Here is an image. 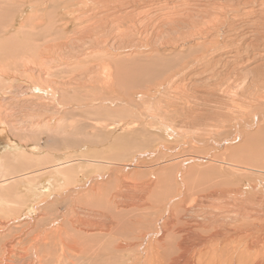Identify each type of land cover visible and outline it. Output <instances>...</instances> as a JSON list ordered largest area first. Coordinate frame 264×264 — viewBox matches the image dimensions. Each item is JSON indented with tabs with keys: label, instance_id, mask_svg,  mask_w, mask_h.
Wrapping results in <instances>:
<instances>
[{
	"label": "rangeland",
	"instance_id": "374dc122",
	"mask_svg": "<svg viewBox=\"0 0 264 264\" xmlns=\"http://www.w3.org/2000/svg\"><path fill=\"white\" fill-rule=\"evenodd\" d=\"M83 1L84 2H78L77 1L76 4L74 5L75 10H73V11L76 15L80 14L82 10L91 9L95 13L96 12H102V13L106 14L107 15L106 19H103L101 24H97V22H95L96 24L88 23V22H82L80 24L79 22H77L75 20L72 23V25L69 26V30L67 31V33L62 38H60V39L54 38V39L49 40V41H45L41 36L36 35L39 32L40 27L34 28V27L30 26L32 29H34V33H35V36L32 37L33 41L35 42V44L39 50H43V53L40 55L39 59H37V62H38L37 67L33 69L32 67L29 68L25 65H21V66H13V68L7 70L6 72L0 71V167H1L2 162L7 163V165L4 168L3 175L0 174V178L2 176H10V175H12V173L14 174L16 172L26 171L27 170L26 168H28L29 166L31 167V169L40 167L41 164H45V166H47L49 164H52V163H50L52 160L59 161V159L60 160L72 159V156H73V158H80V157L85 158V157H87L86 159H88L89 157H91L89 159L102 158V156H103V158H106L109 160L112 159L118 163L116 164V166H109L106 168H104V167L100 168L98 166L97 167L96 166L91 167L87 161L82 162V164L76 163L74 165L75 166L74 170L76 171L77 169H79L77 171H79L82 175V176L80 175L79 182L81 181L80 185H82V186L84 185L83 186L84 188L80 187V185H76L75 187H77V190L79 192L78 191H77L78 193L75 192V194H74L75 196L73 195V193L70 194V192L74 191V188L72 186H71V188L69 187L71 190L67 188L64 190L63 193L58 192L57 190H53L54 186L52 184H49V182H48V180H49L48 176L49 175L48 174L41 176L40 180H38V184L40 185L41 191L46 192L47 189L50 190V191L49 190L47 191V195H49V196L46 197L44 202H43L47 205L46 209L42 210V208L46 205L41 204L42 207H41L40 212L37 213L36 215H33L32 219H26V220L23 219L21 222H17V223L13 222V220L16 216H14L12 218L10 217L11 218L10 219L9 217H5L4 215L0 214V260L3 256V262H4L3 264H5V258H9L8 254H5V253H7V252H5L7 250L6 248L11 247V246H15L14 248H16L19 253H21V250H19L20 248L21 249L23 248L24 250H26V251L22 250V254H21L26 258H25V260H23L24 258L19 259L18 256L10 258L11 259L10 264H105L107 262L111 263V264H115V263L119 264L118 262H120L121 264H133V262H135L136 259H140V257L144 256L146 253V250H147V246L149 245L151 237H152L149 235V236H147L146 239H144V237H145L144 235H146L150 231H153V230L158 231L159 229H158V226L156 224L154 225V223H152V225H147L148 228L146 227V225L138 223V220L141 218V216L146 215V212L142 213L144 211L141 210V208H139V207H130L129 206L131 199L134 201L135 204H139V203H137L138 202L137 196L139 195V193H135V191L134 192L131 191L129 187L135 186L132 182H134V179L136 177L135 172H137L139 170L134 168L135 166L126 169L123 165L124 163L130 164V163L136 161L135 163H139V164L145 166V168H147L148 171L149 170H156V171H159L158 174L161 172L160 175L171 174L173 176V178H175V179L177 177L178 171H180V169H181L180 164L185 163L184 167L186 169H188L189 171H188V173L185 172L184 178L190 179L191 180L190 183L191 182L196 183L197 188L194 189L193 192H190V195H192V197L195 196V198H196V197H202L207 193V187L206 186L213 185V184H210L212 182H208L210 176L207 175V173L214 174L215 172H217V169L213 168L215 165L214 162L212 163L211 160L210 161L209 160L203 161L200 158H202L204 156H206V157L210 156L212 158L213 157L223 158L225 151L228 147H230V151H228L229 154H230V152H236V151H241V150L244 151V149L247 147L246 150L251 149V151L254 154L251 153V155H250L251 159L249 158V159L245 160L244 158H241L242 160L240 159L238 162L239 163L242 162L243 165H245V166H248V167L250 166V170H254L255 172L254 171L251 172L250 170H248L250 172V174H249V172H247V173H244L245 176L234 175L233 177L230 175V173H226L227 175L224 173V177L227 181L229 179V177L231 176L230 179H232L233 183H237V182L238 183H240V182L241 183L242 182L248 183L249 180H251L252 182L254 181L253 183H255V182L258 183V181H261L262 183L264 182L263 181L264 180V174H260L258 172L260 170L261 171L264 170V162H263L264 161V159H263L264 158V128H261V126L262 127L264 126L263 125L264 124L263 123L264 122V99H261V100H263L262 105H260L259 101H257L260 98L259 97L260 92L262 93V94H260V96H262L261 98H263V96H264V85L263 86L261 85V87L259 86L258 89H257V87H252V86L249 87L248 86L250 83V77L249 76L253 77V74L249 73V76H248L246 73L247 66L249 65V63L245 64L244 67H240V70H238V72H236L235 74H231V76H230V71H229V73L224 72V71H226V69H230V64L225 65L224 64L225 61L223 63H220L221 64L220 66L218 64L216 65L218 69L214 66L217 69V70L215 69L216 72H223V76L225 75L224 78L218 80L220 82L221 89L223 88V90H226V91L237 89V92H238L237 99L234 100L233 102H230V99L228 100V98H224V100H222V102L224 104L223 105H220V104L217 105V106H221V107H218L220 110H222L223 108L225 110V113H224L225 115L220 116L219 118H217L215 113L211 114V116L208 115V118L206 116L204 119L198 120V121L188 120L186 118L189 116L188 114H186L184 117L180 116V117L172 118L170 121L175 122V126H177L179 128V131H178L179 133L177 134V137L175 139H172V137L168 136V134H167L168 130L165 127H162L161 129H159V128L157 129L158 121H156L157 119H154V117L158 116L161 118V115H160L161 113L164 116L166 109H168L164 105L166 104L167 101L173 100L176 97L177 98L182 97L181 100L178 101L180 109H181V106L185 107L186 106L185 103L189 100V99H187L188 97H186L187 95H185V94H188V92H189V94L194 93V95H204L203 93H200V89H199V91H197L193 88L192 82L196 81L198 84H200L202 82L204 83L206 76L202 75V77H198L196 75L197 78L194 79L193 75L191 76L189 74L188 77H182L176 73L175 77H180L181 80L175 84L174 89L172 91V89L168 90L165 88V86H168L167 82H164L163 78L160 76V73L164 68L162 69V67L160 66V68H159L160 72L153 75V72H154L153 68L149 66V72L153 75V78L148 83L143 84L142 89H139V87H138V89H136L134 87L135 85L129 87V83H127V79H126V84H125L127 87L126 89L123 87H121L120 89H119V87H117V88L112 87V88L105 89L104 84L106 82H104L105 81L104 77H105L106 73L108 72V68H109L108 60L107 59L103 60V59L99 58L100 55H98V52H96V51L103 50L102 52L104 53V55H112L113 56L112 58H114L115 54H118L119 58H117V59H119V60L121 59L122 61L129 58V57L134 59L136 53H137L138 58L140 56L148 55L147 64H149L152 56L157 54L155 49L158 48L157 51L163 53V50H164L163 49L164 45H162L163 40L165 39L166 42L170 41L175 36V34L168 33V35H167L166 32H164V34H163L161 31L160 32L162 35L161 37H160V35L158 37H157V35L156 36L153 35V37L152 36L151 37H145V36L141 35L142 32H144L147 29L151 31V28H152L150 26L151 25V18L155 15V12H157V9L159 8V7L155 6L157 4V2H155V4L148 5V7H145V8L143 6H139L138 9L132 8V11L134 12V14H136V19L130 20V19H123V18L115 17L113 11H110V9L113 7V5H108L106 3H94V2H92V0H83ZM157 1H158V3L164 2V1H160V0H157ZM175 1L176 0H173L172 2H175ZM244 1H247L250 3L245 5L244 4L245 2H241L238 5L239 7L237 5H234V6L231 5L230 7H228V4H230V3L232 4V2L230 0H228V1L223 0L222 5L225 6V8H224V10L223 9L222 10H223V12L224 11L225 12L223 13L224 15L222 18L223 19L225 18L224 21L230 20V23H234L237 25V26L235 25L236 32L234 31L235 33H237V34H235V38L239 36V38L241 39V38L249 35L248 36L249 38L254 39L255 37L256 38L259 37L262 34V32L264 31V29H262V26L258 25L256 27V25H252L253 20L258 19L257 14L260 12L259 11L260 7L264 6L263 5L264 0H244ZM17 5H19V4H17ZM164 5H165V3L160 4L158 6L164 7ZM170 7H172V6H170ZM140 8H142V9H140ZM229 8L232 9L233 11L230 12ZM236 9H241L240 10L241 14H239V17H238V15L234 14V10H236ZM164 11H165V9H164ZM166 11H168V9ZM226 11L229 13H227ZM246 11L249 13H251L253 11H255V12L252 14H248V15L243 14ZM26 12H27V14H29L30 9H27ZM92 14L93 13H90L89 15H92ZM234 16H237V17H234ZM21 18H23V17H18L16 19V23H14V26L10 28L9 33L7 34V36L5 38L3 37V34L0 35V42H3L1 39H3L4 41H8L9 40L8 38H10V36H14L17 34V30L19 29L20 24L23 22V19H21ZM234 18L237 21H234V20L232 21V19H234ZM91 22H93V21H91ZM57 27L60 28L61 26H57ZM226 27H225V30H224V33L222 36H226L229 33L230 34L234 33V32H230L229 29H227L228 27L227 28ZM237 27H239L238 30H237ZM241 29L243 31H241ZM256 29H257V32H256ZM258 29L260 30V32ZM258 33L260 35H258ZM183 34L185 36L187 35L185 33H183ZM156 37L157 38L160 37L159 38L160 40L157 39ZM162 37L164 38L163 40H161ZM222 40H223V37L220 38V41H222ZM223 50L220 51V53L223 52ZM229 51H230V48H229ZM245 51L246 50L244 49L243 52L245 53ZM176 54H178V51H176L173 55H170V56L165 55L163 57V55L162 54L161 55H162V59H164V58L165 59H169V58L171 59L172 58V60H171L172 62L170 61L167 63L173 64L178 59L182 58V57H176ZM257 55H256V57H257ZM216 57H217V60H219L220 54L216 55ZM223 57L226 58L227 55H224ZM24 62H26V61H24ZM67 64H69V68L71 69L70 71H68V69L64 70L65 68H63ZM222 64H224V65H222ZM130 67H133V66L131 65ZM111 68H112V71H114V73H116L115 72L116 68L113 66V64H111ZM176 68L177 67L174 66V67H172L171 70L170 69H168V70L173 71ZM212 69H213V66H212ZM61 71L63 74H61ZM263 71H261L262 75L264 74ZM167 72L168 71H166L165 74H167ZM48 73L56 74L55 76L52 77V79L56 80V82L58 84H55L51 80L46 79V76ZM157 75H158V80L155 81ZM256 76L259 77L260 75H256ZM156 82L161 83V85L159 87H154V85H155L154 83H156ZM150 86H152V87H150ZM147 87H150V88L146 89ZM183 87H185V88H183ZM238 87H241L242 89L239 90ZM203 88H205V87H203ZM260 88L262 91H260ZM58 89L61 90L62 94L64 93L63 96H65V93L67 91L71 90L70 97H68V95H66L68 97V99L72 98V95L74 94V92H75V94H78L80 99L76 96L77 97L76 101H74V102L67 101V102H69L68 105H64V106H63V104L60 105L59 102L57 101V98H56V95L60 94ZM139 90H141V92H145V95H144L145 98L142 97L140 99L136 95V93L139 92ZM183 91H185L184 94H183ZM143 98H144V101L142 103ZM68 99H66V100H68ZM74 99H75V97H74ZM62 101H63V98H62ZM173 101H175V100H173ZM183 101L184 102L186 101V102L184 103ZM102 102L113 103L116 105L117 109H119V108L121 109V107H123V110L126 112H128V110H131V109H129L131 107H132L133 113L139 112L141 115L138 113V116H140L137 118V119H139L138 121L140 123L142 122L141 123L142 125L149 123L150 133L147 132L146 129L138 130V132L136 133L137 137L140 138L141 136H145V135L149 136L151 138V146H149V147L148 146L147 147L141 146L142 148L140 147L138 149L137 147H135L133 149V147H134L133 144L135 142L133 143L131 141H134V139L136 138V134H135V137H133L128 132V134L126 135L127 137H125V135L121 132L123 130H119L118 133L114 132V129L116 128V126H118V125H114V124H116V123H114V121H116L117 117H118L117 114H115L116 116H112L111 120L107 121V120H104L102 115L97 116V113L95 111H92V110H95V108L102 106ZM64 104H66V102ZM93 107H95V108L93 109ZM160 107H161V109H160ZM67 108L69 109V111ZM63 109L66 111H64ZM252 110H254V112H252ZM148 111H152V112H150L151 115H149V113H147ZM179 112H180V110L178 111V113ZM259 112H260V115H259ZM147 114L151 118L148 117ZM53 117H54V119H55V117L57 119V121H55V123H53L54 122L53 120H52L53 121L52 123L50 122L51 118H53ZM91 118H93V120H91ZM182 118H183V120H182ZM222 118H223V120H222ZM89 119H90V121H87ZM60 120H62V121L64 120L63 122L64 123L66 122V124L69 121V123L67 125L65 124L66 129L64 128V123ZM105 121L108 123H106ZM58 122L61 126H63V128L65 130L62 129V127L60 125H59V127H61V129L60 128L55 129L56 124H58ZM109 123L110 124L112 123L113 125H111V127H110L109 125H107ZM154 123H156L157 125L154 126ZM258 123H260L261 126ZM72 124H75L77 126V128L74 125V128H75L74 129ZM257 124H258V126H257ZM47 125L53 127L52 131L54 129L56 131L54 130L53 131L54 133L52 132L53 134L45 131ZM70 125L72 126L71 127L72 130L69 129ZM104 125H105V128H103V130H104V132H103L101 130L102 128L100 129L99 126L102 127ZM150 125H153V126H150ZM96 126H98L99 128ZM106 126H108L109 130H107L108 128ZM112 126H114V128ZM175 126H172V127L175 128ZM181 126H182V128H181ZM236 127L239 128L238 131H236ZM85 128L88 131V133H87V131L84 130ZM97 128H98V130H97ZM260 128H261V130H260ZM180 129L182 131H180ZM244 130H245V132H244L245 134L242 132ZM250 130H252V131H250ZM62 131H65V132H62ZM96 131H98V132H96ZM159 131L162 133H160ZM246 131H247V133H246ZM94 132H95V134H94ZM234 132H235V134H234ZM248 132H249V135H248ZM62 134H64V135H62ZM88 134H90L91 136H89ZM262 134H263V136H262ZM50 135H51V138H50ZM57 135H59V136H57ZM92 135L94 136L95 140H94ZM122 135L125 138L122 137ZM235 135H236V137H235ZM240 135H243V136H240ZM62 136H64V137H62ZM80 136H81V138H80ZM107 136H109V137H107ZM249 136L252 137L251 140H249L250 139ZM83 137H85V138H83ZM87 137H89L90 139H88ZM102 138H104V139H102ZM64 139L65 140L69 139V142L67 141V143H66V141H63ZM70 139H73V141H71ZM82 139H83V141H81ZM86 139H87V141H86ZM258 139H260V140H258ZM78 140L81 142H79ZM99 140H101L102 142H100ZM128 140H130L129 144H127V142H126ZM215 140H217V141H215ZM248 140H249V142H248ZM85 141L89 142V143H86ZM91 141H93V142H91ZM112 141H115L116 144L112 143ZM161 141H162V143H161ZM257 141L258 142L260 141L261 143L260 142L257 143ZM96 142H97V144H96ZM250 142L253 143L254 145L249 144ZM82 143H84V144H82ZM102 143H103V145L104 144L105 145L103 146ZM247 143L250 146H248ZM216 144H218V145H216ZM121 145H123V146H121ZM140 145H141V143H140ZM228 145H230V146H228ZM69 146H70V148H69ZM75 146H76V148H75ZM152 146H154L155 148L150 150L152 148ZM67 147H68V149H67ZM73 147L75 149H73ZM143 148H146V149L143 150ZM160 148H162V149L160 150ZM88 151L89 152L92 151V152L89 153ZM98 151H100V152H98ZM257 151H259V152H257ZM83 152H84V154H83ZM86 152H87V154H89L88 155L89 157L86 155ZM126 153H127V155L125 157ZM131 153H132V155H130ZM68 154L70 155L69 156L70 158L65 157V156H68ZM123 154H124V156H123ZM25 156L28 160L33 159V160H37V161H34V162L31 161L32 163L28 162V164L26 165V164H24ZM50 156H54L55 158H52ZM137 156H139V158ZM180 156H181V158H180ZM198 156L200 157L199 158L200 160L199 159L195 160V157H198ZM177 157L179 158V160H176V159H178ZM252 157H254L253 160H252ZM255 157H257L256 158L257 160L255 159ZM43 158L44 159L50 158L51 160H45V162H43L44 161ZM57 158H58V160H57ZM40 159H43V161H41ZM131 159H133V160H131ZM138 159H139V161H137ZM166 159H168V160L172 159V161L173 160H175V161H173L171 163V165L169 166V165L164 164V162L162 161V160H166ZM158 160H160V161H158ZM47 161H49V162L47 163ZM55 161H53V163ZM34 163H35V165H33L34 166L33 167L32 164H34ZM144 163L147 165H145ZM154 163H157V164H154ZM246 163H247V165H246ZM253 163H255V164H253ZM257 163H258L259 168L257 167ZM259 163H260V165H259ZM85 164H86V167H85ZM176 164H177V166H176ZM216 165H217V167H219V164H216ZM24 166H25V170H23ZM41 166H43V165H41ZM40 168H42V167H40ZM226 168L228 169V171L232 170V171L236 172L235 171L236 169L232 168L231 166H226ZM31 169L29 168V170H31ZM109 169H110V171H109ZM171 169H173V171L174 172L176 171V172L174 173L173 171H171ZM96 171H97V173H95ZM111 172H112V174H111ZM238 173H241V170H239ZM197 174L199 175V177H201L200 180H194V178L196 177ZM257 174H259V175H257ZM99 176H101V177H99ZM205 176H206V180H205ZM254 176H257V177H254ZM262 176H263V179H262ZM108 177H110V178H108ZM246 177L247 178L249 177V178L247 179ZM250 177L252 179H250ZM124 178L127 179L126 183L123 182ZM131 178L133 180L132 182L130 180ZM253 179H255V180H253ZM177 181L179 182V180H177ZM217 181H219V180H217ZM89 183H92V184L96 183V187L99 186L102 189V195H101L102 197L98 196L97 194H94L93 190H91V193H89V190H88ZM120 183H121V186H120ZM124 184H126V185L128 184L129 186L125 187L126 185H124ZM205 184H206V186H205ZM22 185H23V187H22ZM22 185H18V187L20 188L19 190H20V192L26 194V192H25L26 190L24 187L25 184L22 183ZM114 185H116V188L114 187ZM86 186H88V187H86ZM121 187H122V189H121ZM224 187L226 188L228 196H226L225 199H219V200L213 201L212 205L215 204L214 206L217 207L220 204L222 211L227 212L230 209V202H232L230 200V197H229L231 188H230V186L225 185V183H224ZM125 189L127 190V192H128V190L130 191L128 194H130L132 192H133V194L126 195L127 192H125L126 191ZM232 189H234V188H232ZM83 190H85V191H83ZM107 190H111V191H107ZM123 191L125 192V196H126L125 198L120 197V195H119L120 192L122 193ZM259 191H260L259 193H261V195L263 194V196H264V188H261V190H259ZM106 192H107V195L105 194ZM118 192H119V194H118ZM202 192H203V194H202ZM194 193H196V194H194ZM61 194L63 197L61 196ZM83 195H85L84 198H83ZM54 196L55 197L57 196L58 200ZM127 196L128 197L131 196V197L128 198ZM54 198H55V200H54ZM63 198H64V200H63ZM99 198H101V199H99ZM129 199H130V201H129ZM48 200H50L51 203L50 202L47 203ZM107 200L111 201V202L108 201V206H107ZM204 200H205L204 203H207L208 200H206V199H204ZM87 201H88V203H87ZM90 201H92V203ZM105 201H106V203H105ZM225 202H227V203H225ZM67 203H68V205H67ZM188 203L189 202L187 201L186 206L188 205ZM221 203L223 204L222 206H221ZM55 204L58 206H56ZM90 204H92V205H90ZM226 204H228V207ZM48 205L50 207H48ZM200 205H202V204H197V206H195V209L197 207L196 210L199 209L197 212H200L198 214L204 215L202 213V209H200V207H199ZM51 206H52V209H51L52 212H50V210H48L51 208ZM82 207H84V208H82ZM85 207H88V208L85 209ZM25 211H26V209L22 210L23 214H25ZM147 211H149V209ZM82 212H83V214H81ZM85 212H86V214H84ZM44 214L46 216H44ZM42 215L44 216L43 218L41 217ZM48 215H49V218H47ZM194 215H195V213H194ZM89 216H90V218H89ZM152 216H154V214ZM50 217H52V218L50 219ZM55 217H57V218H55ZM71 218L74 220V222L76 224H78L77 222L80 223L77 225V227L74 226L75 231L73 230V227L68 225V222L66 221V220H71ZM194 218H195V216L193 217V213H192L190 215H187V217L185 218L186 220L184 219V221H183V222L190 225L191 229L189 228V230H191V231L192 230L195 231L196 229H198L196 225L199 224V221L196 218L195 219ZM54 219H56L55 222H57V223L53 227V224L50 223L48 220L54 221ZM84 219L86 220L85 224L87 223V226H86L87 229H86L85 225H83L81 222V220L83 221ZM100 219H102V220L100 221ZM38 220H43L45 223L47 222L48 225L47 224H44L45 226L39 225L40 223H38V222H40V221H38ZM10 221H12V224L10 223ZM6 222L10 223V225L7 224ZM25 222L26 223L28 222V223L25 224ZM100 223H101V225H100ZM63 224H66V226H69V227H66V229L69 233L66 235H69L70 238L67 239L68 237L66 238L64 235H63V237H65V241L68 240V241H66V243L69 244L71 242V244L75 245V248H76V249L74 248L75 250L74 249L69 250L65 245L63 246L60 239L57 238V234H55V230L58 231L57 230L58 227L63 225ZM88 224H89V226H88ZM93 224H96V225L93 226ZM19 225L21 227H22V225H24V226L21 228ZM117 225L120 227H118ZM90 226H91V228H90ZM105 226H106V228L103 229L102 227H105ZM107 226H110V228H112V230ZM18 227H19V229H18ZM95 227H98L99 230H97V228H95ZM99 227H101V229ZM54 228H55V230H54ZM10 229L13 230L14 236L12 238L10 236L7 237ZM88 229H91V230H88ZM18 230H20L19 231L20 233H17ZM49 231L50 232L52 231V233H50ZM104 231H106V232H104ZM110 231H115V232H110ZM48 232L50 234H47ZM140 232H141V234H140ZM170 232L171 231L165 232V235L163 237H161L163 239V243H165V241H164L165 236L168 235ZM177 232H178V230L174 229V234H176L177 236H181V234L183 235V233H177ZM16 233L18 234L17 236H16ZM52 235H56V236L53 237ZM4 237H7V238L3 239ZM149 237H150V239H149ZM31 238L33 240H31ZM22 239L24 242L21 241ZM91 239H93V240H91ZM35 240H37V241L34 242ZM40 240L43 241V244H42V241L40 242ZM45 240H46V243H45ZM85 240H87V241H85ZM73 241H76V242H73ZM98 241L100 243H98ZM16 242H21L19 244H22V246L17 247ZM115 242H116V244H115ZM33 243H34V248L32 247ZM84 243H86V244H84ZM94 243L96 245H93ZM119 243H121V244H119ZM40 244H42V245H40ZM45 244H46V246H45ZM99 244H100V246H99ZM124 244L126 245V247L127 246L129 247L127 249V251L125 250V252H124V250L123 251L118 250V248H117L118 245L119 246H122V245L125 246ZM2 245L3 246L5 245V246L3 247ZM76 245H77V247L78 246L79 247L77 248ZM38 246H39L40 252L38 251L39 255L37 257L36 254H34L36 252H33V251ZM89 246H90V248H88ZM86 248L91 250V251L86 250ZM47 249L50 250V252ZM1 250H3V251H1ZM81 250L84 252L86 251V253L83 252L84 253L83 254ZM115 250H117V251H115ZM80 251H81V253H80ZM122 252H123V255H122ZM26 253L29 254L30 258L27 257L28 254H26ZM44 255H46L47 257H45Z\"/></svg>",
	"mask_w": 264,
	"mask_h": 264
},
{
	"label": "bare ground",
	"instance_id": "6f19581e",
	"mask_svg": "<svg viewBox=\"0 0 264 264\" xmlns=\"http://www.w3.org/2000/svg\"><path fill=\"white\" fill-rule=\"evenodd\" d=\"M77 1L78 2H84L83 0H0V35L3 34L4 38L9 33L10 28L14 26V23H16V19L18 17H23V18H21V19H23V22L20 24V27L17 30L16 35L10 36V38H8L9 39L8 41H4L3 39H1L3 42H0V71L6 72L7 70L13 68V66H21V65H25L29 68L32 67L33 69L37 67V63H38L37 59H39L40 55L43 53V50H39L37 48L35 42L33 41L32 37L35 36V33H34V29H32L31 27H34V28L40 27V30L36 35L41 36L45 41H49V40H52L54 38H59V39L62 38L67 33V31L69 30V26H71L75 20L77 22H79L80 24L82 22H88V23H93V24H96L95 22H97V24H101L103 19H106V17H107L106 14H104L102 12H96L95 13L91 9L82 10L80 14L76 15L73 10H75L74 5L76 4ZM160 1H164V2L158 3L157 0H92V2H94V3H106L108 5H113V7L110 9V11H113L115 17L123 18V19H130V20L136 19V14H134V12L132 11V8L138 9L139 6H143L145 8V7H148V5H152V4H155V2H157V4L155 6L159 7V8L157 9V12H155V15L151 18V25H150L152 27L151 31L147 29L144 32H142L141 35L145 36V37H151V36L153 37V35H155V36L157 35V37H158L160 35V37H161L162 36L160 33L161 31L163 34H164V32H166L167 35H168V33L175 34V36L172 38V40L167 41V42L162 37L161 40L164 39L162 42V45H164L163 53L158 52L157 51L158 48H156L155 51L157 52V54L152 56L149 64H147L148 55L140 56L138 58L137 53H136L134 59L129 57V58L122 61L121 59L120 60L117 59V58H119L118 54H115L114 58H112L113 57L112 55H104V53L102 52L103 50H99L96 52H98V55H100L99 58H101L103 60H106V59L108 60L109 68H108V72L106 73V75L104 77V80H105L104 82H106L104 84L105 89L112 88V87H115V88L119 87V89L121 87H123L126 89L127 88L125 85L126 79H127V83H129V87L135 85L134 87L136 89H138V87H139V89H142L143 84L151 81L153 78V75L160 72L159 71L160 66L162 67V69L164 68L161 71L160 76L163 78L164 82H167V85H168V86H165V88L168 90L172 89V91L174 89L175 84L181 80L180 77H175L176 73L182 77H188V75L190 74L191 76L193 75L194 79L197 78L196 75L198 77H202V75L206 76L204 83L202 82V83L198 84L196 81L192 82L193 88L197 91H199V89H200V93H203L204 95H194V93L189 94V92H188L189 95L188 94H185V95H187L186 97H188L187 99H189V100L187 102L185 101L186 103L183 101L186 104L185 107L181 106V109H180L178 101L181 100L182 97L181 98L176 97L175 99H173L175 101L170 100V101H167L166 104L164 103L165 104L164 106L166 108H168V109H166L164 116L162 113L160 114L161 118L158 116H155V117L153 116L154 119H157L156 121H158L157 129L158 128L161 129L162 127H165L168 130L167 131L168 136L172 137V139H175L177 137V134L179 133L178 132L179 128L177 126H175V122L170 121L172 118H176V117H180V116L184 117L186 114H188L189 116L186 117L188 120L198 121V120L204 119L206 116L208 118V115L211 116V114H213V113H215L217 118H219L220 116L225 115L224 114L225 110H224V108L222 110H220L218 107H221V106H217V105L218 104L223 105L224 103L222 102V100H224V98H228V100L230 99V102H233L234 100L237 99V97H238L237 89L236 90H230V91L223 90V88L221 89L220 82L218 80L224 78L225 75L223 76V72H216L215 71V69L217 68V66H216L217 64L220 66L221 65L220 63H223L224 61H225V63H224L225 65L230 64V69H226V71H224V72L229 73V71H230V76H231V74H235L236 72H238V70H240V67H244L245 64L249 63L250 66L249 65L247 66L246 73L248 76H249V73L253 74V77L249 76L250 77V83L248 86L249 87H251V86L257 87V89H258L259 86L261 87V85L262 86L264 85L263 84L264 83V76H263L264 74L263 75L261 74V71L264 70V31L262 32L261 35L258 33V35H260V36L257 38L255 37L254 39L249 38L248 37L249 35L246 37H243L241 39L239 38V36L235 38V34H237V33H235L236 32V30H235L236 24L230 23V20L224 21L225 18L224 19L222 18L224 15L223 13L225 12V11L223 12V10L225 8V6L222 5L223 0H176L175 2H172L173 0H160ZM224 1H228V0H224ZM230 1L232 2V4L231 3L228 4V7H230L231 5L232 6H234V5L238 6L241 2H245L244 3L245 5L250 3V2H247L244 0H230ZM164 3H165L164 7L158 6V5L164 4ZM17 4H19V5H17ZM170 6H172V7H170ZM163 8L165 9V11ZM27 9H30L29 14H27V12H26ZM140 9H142V8H140ZM167 9H168V11H166ZM240 10L241 9L234 10V14L238 15V17H239V14H241ZM231 11H233V10L230 9V12ZM259 11L260 12L257 14L258 19L253 20L252 25H256V27L258 25H260V26H262V29H264V6L263 7L261 6ZM254 12L255 11L249 13L246 11L243 14L248 15V14H252ZM90 13H93V14L89 15ZM227 13H229V12H227ZM234 17H237V16H234ZM233 20L237 21L235 18L232 19V21ZM91 21H93V22H91ZM57 26H61V27L58 28ZM225 27L227 29H229L230 32H234V31L235 32L231 33V34L229 33L226 36H222L224 33V30H225ZM238 28L239 27H237V30H238ZM241 31H243V30L241 29ZM256 32H257V29H256ZM259 32H260V30H259ZM183 33H185L187 35L185 36ZM221 37H223L222 41H220ZM159 38H157V39H159ZM229 48H230V51H229ZM244 49L246 50L245 53L243 52ZM222 50H223V52L220 53V51H222ZM176 51H178V54H176V57H182V58L178 59L175 63H173V64L167 63V62H170L172 60V58L171 59L170 58L169 59H165V58L162 59V55H163V57L165 55L170 56V55H173ZM219 54H220V58H219V60H217L216 55H219ZM224 55H227V57L226 58L223 57ZM256 55H257V57H256ZM24 61H26V62H24ZM111 64H113V66L116 68V70H115L116 73H114V71H112ZM224 64H222V65H224ZM131 65L133 67H130ZM149 66L153 68V71H154L153 75L149 72ZM174 66H176L177 68L173 71H170L172 69V67H174ZM212 66H213V69H212ZM63 68H65L64 70H67V69H68V71L71 70L69 68V64L65 65ZM168 69H170V70H168ZM166 71H168L167 74H165ZM263 73H264V71H263ZM61 74H63L62 71H61ZM55 75L56 74L48 73L46 76V79L51 80L55 84H58L56 82V80L52 79V77ZM158 75H157L155 81L158 80ZM256 75H260V76L258 77ZM154 84H153L154 87H159L161 85V83H157V82ZM150 87H152V86H150ZM150 87H147L146 89H149ZM203 87H205V88H203ZM183 88H185V87H183ZM238 88H239V90L242 89L241 87H238ZM58 91L60 94L56 95V98H57V101L59 102L60 105H62V104H63V106L68 105L69 102H67V101L74 102L77 100V97L79 98L78 94H75V92H74V94L72 95V98L68 99V97H70L71 90L67 91L65 93V96H63L64 93L62 94L60 89H58ZM260 91H262L261 88H260ZM184 92L185 91H183V94H184ZM260 94H262V93L260 92ZM260 94H259L260 98L257 101H259V104L262 105L263 100H261V99H264V96H263V98H261L262 96H260ZM66 95H68V97ZM136 95L141 99L142 97H144L145 92H141V90H139V92H137ZM74 97H75V99H74ZM62 98H63L64 102L62 101ZM144 98L142 99V103L144 101ZM66 99H68V100H66ZM65 102H66V104H64ZM94 108L95 107H93V109ZM119 109H117L116 105L113 103L102 102V106L95 108V110H92V111H95L97 113V116L102 115L104 120H107V121L111 120V117L116 116L115 114H117L118 117H117V120L114 121V123H116L114 125H118V126H116V128L114 129V132L118 133L119 130H123L121 132L125 135V137H127L126 135L128 134V132L131 134V136L135 137V134L138 132V130H143V129H146L147 132L150 133L149 123L142 125L141 124L142 122L140 123L138 121L139 119H137V118L140 117V116H138L139 112L133 113L132 107L129 108L131 110H128V112L124 111L123 107H121L120 110ZM160 109H161V107H160ZM179 110H180V112H179L180 114L178 113ZM64 111H66V110H64ZM68 111H69V109H68ZM150 112H152V111H148L147 113H149V115H151ZM252 112H254V110H252ZM149 115H148V117H150ZM259 115H260V112H259ZM91 120H93V118H91ZM182 120H183V118H182ZM222 120H223V118H222ZM55 121H57L56 117H55V119L53 117L50 120L51 123L52 122L55 123ZM60 121H62V120H60ZM87 121H90V119ZM68 123H69V121L67 122V124ZM106 123H108V122H106ZM112 123L111 124L109 123L107 125H109L111 127V125H113ZM65 124H66V122L64 123V128H65ZM157 124L154 123V126ZM258 124H260V123H258ZM258 124H257V126H258ZM59 125L60 124L58 122V124H56L55 129H58V128L61 129V127H62V129H64L63 126L60 125L61 127H59ZM74 125L75 124H72L73 128H74ZM72 126L70 125L69 129H71ZM150 126H153V125H150ZM172 126H175V128H173ZM260 126H261V124H260ZM96 127H98V126H96ZM99 127H100V129L102 128L101 130L104 132L103 128H105V125L102 127L101 126H99ZM106 127L108 128V126H106ZM112 127L114 128V126H112ZM76 128H77V126H76ZM98 128H97V130H98ZM181 128H182V126H181ZM261 128H264V126L263 127L261 126ZM261 128H260V130H261ZM52 129H53L52 126L47 125L45 131L52 133L55 130L54 129L52 131ZM238 129L239 128L236 127V131H238ZM84 130L87 131L86 128ZM107 130H109V128ZM180 131H182V130L180 129ZM250 131H252V130H250ZM62 132H65V131H62ZM96 132H98V131H96ZM242 132L244 133L245 130ZM249 132H248V135H249ZM87 133H88V131H87ZM160 133H162V132H160ZM246 133H247V131H246ZM94 134H95V132H94ZM234 134H235V132H234ZM59 135H57V136H59ZM62 135H64V134H62ZM88 135L91 136L90 134H88ZM240 136H243V135H240ZM262 136H263V134H262ZM62 137H64V136H62ZM107 137H109V136H107ZM122 137H124V136L122 135ZM235 137H236V135H235ZM50 138H51V135H50ZM80 138H81V136H80ZM83 138H85V137H83ZM87 138L90 139L89 137H87ZM93 138H94V136H93ZM104 138H102V139H104ZM251 138L252 137H250L249 140H251ZM65 139L63 141H66V143H67V141L69 142V139L68 140H65ZM70 140L73 141V139H70ZM94 140H95V138H94ZM101 140H99V141L102 142ZM249 140H248V142H249ZM258 140H260V139H258ZM81 141H83V139ZM81 141H79V142H81ZM86 141H87V139H86ZM215 141H217V140H215ZM91 142H93V141H91ZM126 142H127V144H129L130 140H128ZM131 142H133V143L135 142L133 144L134 147L132 146L133 149L135 147H137L139 149L141 146H146V147L151 146V138L149 136H146V135L141 136L139 138V137H137V134H136V138L134 139V141H131ZM259 142L257 141V143H259ZM84 143H82V144H84ZM86 143H89V142H86ZM112 143H115V141H112ZM140 143H141V145H140ZM161 143H162V141H161ZM96 144H97V142H96ZM249 144L252 145L253 143L250 142ZM102 145H103V143H102ZM216 145H218V144H216ZM247 145H248V143H247ZM70 146H69V148H70ZM121 146H123V145H121ZM154 146H152V148L150 150L154 149L155 148ZM228 146H230V145H228ZM248 146H250V145H248ZM75 148H76V146H75ZM75 148L73 147V149H75ZM246 148L244 149V151H242V150L236 151L235 150L236 152H230V154H229L228 151H230V147H228L225 151L223 158H219V157H213L212 158L210 156L209 157L204 156L202 158H200L199 156L195 157V160L199 159V158L202 159L203 161L204 160H209V161L211 160L212 163L213 162L215 163L213 168L217 169V172H215L214 174L207 173V175L210 176L208 182H212L210 184H213V185L206 186V184H205V186L207 187V193L204 196L201 195L202 197H196V198H195V196L192 197V195H190V192H193L194 189L197 188L196 183H192V182L190 183V181H191L190 179L184 178L185 172L188 173V171H189L188 169H186L184 167L185 163L180 164L181 169H180V171H178L176 179L173 178V176L171 174L160 175L161 172L158 174L159 171H156V170H149L148 171V169L145 168V166H143L139 163H135L136 162L135 160H134L135 162H132L130 164L129 163L123 164L126 169L135 166L134 168L139 170V171L135 172L136 177L134 179V182H132L133 181L132 178L130 179L131 182L135 186L129 187L131 191H133V192L135 191V193H139V195L137 196V198H138L137 203H139V204H135L134 201L131 199L129 206L130 207H139V208H141V210L144 211L142 213L146 212V215L141 216V218L138 220V223L146 225V227H147V225H152V223H154V225L156 224L158 226V229H159L158 231L153 230V231H150L148 233L145 231L147 234L144 235L145 236L144 239H146L147 236H149V235L152 236L150 243L147 246V250H146L145 255L140 257V259H136L135 262H133V264H264V196H263V194L261 195V193H259L260 192L259 190H261V188H264V182L262 183L261 181H258V183L255 182L256 183L255 184V183H253L254 181L252 182L251 180H249L248 183L245 182L246 184L243 182L242 183L240 182L241 183L240 184L238 182L233 183L232 179H230L231 176L232 177L234 175L245 176L244 173L249 172L248 170H250V166L248 167V166L243 165L242 162L241 163L238 162L241 158H244L245 160L249 159L251 153H253L251 151V149L246 150ZM67 149H68V147H67ZM145 149L146 148H143V150H145ZM161 149L162 148H160V150ZM100 151H98V152H100ZM91 152H89V153H91ZM257 152H259V151H257ZM83 154H84V152H83ZM86 155L88 156L89 154H87V152H86ZM126 155H127V153L125 154V157H126ZM130 155H132V153ZM69 156L70 155L68 154V156H65V157L68 158ZM123 156H124V154H123ZM50 157L55 158L54 156H50ZM137 157L139 158V156H137ZM86 158L87 157H85V158H82V157L73 158V156H72V159H66V160H60L59 159V161L52 160L50 162L52 164H49V165L46 164L47 166H45V164H41V165H43V166L40 165V167H42V168L37 167V168L31 169V167L29 166L28 168H26L27 169L26 171H20V172L14 173V174L12 173V175H10V176H2L0 178V214L4 215L5 217H9V218L16 216L14 218L13 222L17 223V222H21L23 219H25V220L26 219H32L33 215H36L37 213H39L41 210V207H42L41 204H45L43 202H44L45 198L49 196V195H47V191L49 189H47L46 192L41 191L40 185L38 184V180H40L41 176H43V175H46V174L49 175L48 176V179H49L48 182H49V184H52L54 186L53 187L54 189L52 188L53 190H57L58 192L63 193L65 189H67V188L70 189L72 186L74 188V191L70 192V194L73 193V195H74L75 192L78 191L77 187H75V186L80 185V182H81V181L79 182V178H80L81 173L79 171H77L79 169H77L76 171L74 170L75 169L74 165L76 163L82 164V162L87 161L91 167H93V166L97 167L98 166L100 168H103V167L106 168L109 166H116V164L118 163L112 159L109 160V159L103 158V156H102V158H92V159H89L91 157H89L88 159H86ZM180 158H181V156H180ZM253 158L254 157H252V160H253ZM256 158L257 157H255V159ZM43 159H40V160L43 161ZM45 160H51V159L45 158L43 162H45ZM57 160H58V158H57ZM131 160H133V159H131ZM176 160H179V158ZM31 161L34 162L37 160H33V159L28 160L25 156L24 164L27 165L28 162H31ZM53 161H55V162L53 163ZM137 161H139V159ZM158 161H160V160H158ZM162 161L164 162V164L170 166L171 163L175 160L172 161V159L171 160L166 159V160H162ZM48 162L49 161H47V163ZM154 164H157V163H154ZM216 164H219V167H217ZM253 164H255V163H253ZM6 165H7V163L2 162L1 167H0V174L1 175H3L4 168ZM33 165H35V163L32 164V166ZM145 165H147V164H145ZM246 165H247V163H246ZM259 165H260V163H259ZM176 166H177V164H176ZM226 166H231L232 168L236 169L235 170L236 172H234L232 170L228 171ZM85 167H86V164H85ZM257 167H258V163H257ZM29 168L31 170H29ZM23 170H25V166H24ZM239 170H241V173H238ZM109 171H110V169H109ZM171 171H173V169H171ZM250 171L252 172L254 170H250ZM258 172L260 174H264V170L263 171L260 170ZM95 173H97V171ZM224 173L225 174L230 173V175H231L227 181L224 177ZM111 174H112V172H111ZM198 174L196 175L194 180H200L201 179V177H199ZM249 174H250V172H249ZM257 175H259V174H257ZM99 177H101V176H99ZM254 177H257V176H254ZM108 178H110V177H108ZM250 179H252V178L250 177ZM262 179H263V176H262ZM177 180H179V182ZM205 180H206V176H205ZM217 180H219V181H217ZM253 180H255V179H253ZM123 182L126 183L127 179L124 178ZM22 183L25 184L24 187L26 190L25 191L26 194L20 192V190H19L20 188L18 187V185H22ZM224 183H225V185L230 186V188H231L229 197H230V200L232 202H230V209L227 212L222 211L220 204L217 207L214 206L215 204L212 205L213 201H216L219 199H225L226 196H228L226 188L224 187ZM128 184L127 185L124 184V185H126L125 187L129 186ZM83 186L80 185V187H83ZM88 186H89V188H88L89 193H91V190H93L94 194H97L98 196L102 197L101 196L102 195V189L99 186L96 187V183H94V184L89 183ZM88 186H86V187H88ZM120 186H121V183H120ZM22 187H23V185H22ZM114 187L116 188V185H114ZM232 188H234V189H232ZM121 189H122V187H121ZM83 191H85V190H83ZM107 191H111V190H107ZM125 192H127V190ZM125 192L124 191L122 193L120 192V194L118 192V194L120 195V197L125 198L126 197ZM129 192L130 191L128 190L126 195L133 194V192L128 194ZM105 194L107 195V192ZM194 194H196V193H194ZM202 194H203V192H202ZM61 196H62V194H61ZM131 196H129V197L127 196V197L130 198ZM84 197H85V195H83V198ZM55 198L58 200L57 196ZM55 198H54V200H55ZM99 199H101V198H99ZM204 199L208 200L209 202L207 201V203H204V201H205ZM63 200H64V198H63ZM108 201H110V200H107V206H108ZM129 201H130V199H129ZM187 201L189 203L186 206ZM49 202L51 203L50 200H48L47 203H49ZM90 202L92 203V201H90ZM87 203H88V201H87ZM105 203H106V201H105ZM225 203H227V202H225ZM197 204H202L199 207H200V209H202V213L204 215L198 214V213H200V212H197L199 209L196 210L197 207L195 209V206H197ZM67 205H68V203H67ZM90 205H92V204H90ZM222 205L223 204L221 203V206ZM226 205L228 207V204H226ZM56 206H58V205H56ZM48 207H50V206L48 205ZM46 208H47V205L44 206L42 208V210H44ZM82 208H84V207H82ZM86 208H88V207H85V209ZM24 209H26L25 214H23V212H22V210H24ZM51 209H52V206L48 210H50V212H52ZM148 209H149V211H147ZM192 213H193V217L195 216V218L199 221V224L196 225L199 230L196 229L195 231H193V230L191 231V230H189L190 225L183 222L184 219L187 217V215H190ZM194 213H195V215H194ZM81 214H83V212ZM84 214H86V212ZM153 214H154V216H152ZM44 216H46V215L44 214ZM44 216L42 215L41 217L43 218ZM47 218H49V215ZM51 218L52 217H50V219ZM55 218H57V217H55ZM89 218H90V216H89ZM55 220L56 219H54V221L48 220L50 223L53 224V227L57 223V222H55ZM101 220L102 219H100V221ZM38 221H40V222H38V223H40L39 225L45 226L44 224H47V222L45 223L43 220H38ZM66 221L68 222V225L73 227V230H74V226L77 227V225L80 224L79 222H77L78 224H76L72 218H71V220H66ZM83 221L81 220L82 224L85 225V227H86L87 226V223L85 224L86 220L84 219ZM10 223L12 224V221H10ZM10 223H7V224L10 225ZM27 223L25 222V224H27ZM101 223H100V225H101ZM89 224H88V226H89ZM94 225H96V224H93V226ZM23 226L24 225H22V227ZM66 227H69V226H66V224H63V225L58 227V229H57L58 231H56L54 228L55 234H57V238L60 239L63 246L65 245L69 250H73L75 248V245L71 244V242L69 244L66 243V241H68V240L65 241V237L66 238L68 237L67 239L70 238L69 235H66V234H69ZM107 227L110 228V226H107ZM118 227H120V226H118ZM90 228H91V226H90ZM95 228H97V230H99L98 227H95ZM99 228L101 229V227H99ZM102 228L104 229V228H106V226L102 227ZM18 229H19V227H18ZM86 229H87V227H86ZM110 229L112 230V228H110ZM174 229L178 230L177 233H183V235L181 234V236H177L176 234H174ZM88 230H91V229H88ZM19 231L20 230H18L17 233H20ZM168 231H171V232L165 236V238H164L165 243H163V239L161 237H163L165 235V232H168ZM49 232L47 234L52 233V231L50 233ZM104 232H106V231H104ZM110 232H115V231H110ZM17 233H16V236L18 235ZM140 234H141V232H140ZM63 235L65 237H63ZM9 236L11 238L14 236L13 230H11V229L8 232L7 237H9ZM52 236L54 237L56 235H52ZM7 237H4L3 239H5ZM149 239H150V237H149ZM31 240H33V239L31 238ZM46 240H45V243H46ZM91 240H93V239H91ZM21 241L24 242L23 239ZM36 241L37 240H35L34 242H36ZM41 241L42 240H40V242ZM85 241H87V240H85ZM73 242H76V241H73ZM116 242H115V244H116ZM19 243H21V242H16L17 247L22 246V244H19ZM98 243H100V242L98 241ZM121 243H119V244H121ZM42 244H43V241H42ZM42 244H40V245H42ZM84 244H86V243H84ZM32 245H33L32 247L34 248V243ZM93 245H96V244L94 243ZM39 246L37 248H35L33 251V252H36L34 254H36L37 257L39 255L38 251L40 252ZM45 246H46V244H45ZM99 246H100V244H99ZM14 247L15 246H11V247L6 248L7 250L5 252H7V253H5V252L4 253L8 254L9 258H5V264H10V261H11L10 258H13L16 256H18L19 259L24 258L23 260H25L26 257H24L21 254H22V250L23 251H26V250H24L23 248L22 249L20 248L19 250H21V253H19L18 250ZM76 247H77V245H76ZM88 248H90V246ZM117 248H118V250H121V251L124 250V252H125V250L127 251V249L129 247L128 246L126 247V245L125 246H123V245L119 246L118 245ZM86 250H89V249L86 248ZM1 251H3V250H1ZM48 251L50 252V250H48ZM81 251H80V253H81ZM89 251H91V250H89ZM115 251H117V250H115ZM83 252L84 251H82V253ZM84 253H86V251ZM26 254H28V253H26ZM122 255H123V252H122ZM44 256L47 257L46 255H44ZM27 257H29V254ZM3 263L4 262H3V256H2V258L0 260V264H3ZM118 263L121 264L120 262H118ZM105 264H111V263L107 262Z\"/></svg>",
	"mask_w": 264,
	"mask_h": 264
}]
</instances>
